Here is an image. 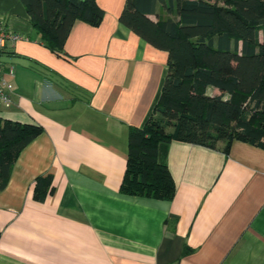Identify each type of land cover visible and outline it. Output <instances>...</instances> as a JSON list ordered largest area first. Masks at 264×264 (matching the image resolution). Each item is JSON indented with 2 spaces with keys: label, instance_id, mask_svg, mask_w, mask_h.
Returning <instances> with one entry per match:
<instances>
[{
  "label": "crops",
  "instance_id": "obj_1",
  "mask_svg": "<svg viewBox=\"0 0 264 264\" xmlns=\"http://www.w3.org/2000/svg\"><path fill=\"white\" fill-rule=\"evenodd\" d=\"M97 2L102 23L76 20L60 55L21 0H0L21 37L1 52L14 88L0 118L42 127L0 189V264H264L263 147L161 142L174 196L121 191L130 128L153 112L169 55L120 22L126 0ZM48 175L54 190L40 201L36 179Z\"/></svg>",
  "mask_w": 264,
  "mask_h": 264
},
{
  "label": "trees",
  "instance_id": "obj_2",
  "mask_svg": "<svg viewBox=\"0 0 264 264\" xmlns=\"http://www.w3.org/2000/svg\"><path fill=\"white\" fill-rule=\"evenodd\" d=\"M21 1L44 45L60 55L76 20L99 26L105 15L97 0ZM119 19L169 55L153 112L142 126L130 128L123 193L174 196L172 174L158 161L161 142L228 151L242 140L264 148V0H126ZM209 86L221 93L209 95ZM41 132V126L0 118V189ZM53 190L51 175L36 179V199Z\"/></svg>",
  "mask_w": 264,
  "mask_h": 264
},
{
  "label": "built area",
  "instance_id": "obj_3",
  "mask_svg": "<svg viewBox=\"0 0 264 264\" xmlns=\"http://www.w3.org/2000/svg\"><path fill=\"white\" fill-rule=\"evenodd\" d=\"M21 37L17 34L12 33L7 26L4 24L2 18L0 17V101L9 103L11 101V93L14 88L12 81L7 80L3 77V63L1 58V52L4 48L8 39L17 40ZM10 75H13L11 70Z\"/></svg>",
  "mask_w": 264,
  "mask_h": 264
}]
</instances>
